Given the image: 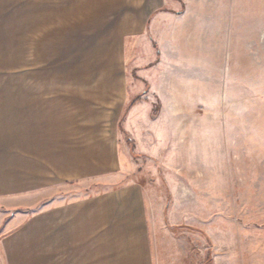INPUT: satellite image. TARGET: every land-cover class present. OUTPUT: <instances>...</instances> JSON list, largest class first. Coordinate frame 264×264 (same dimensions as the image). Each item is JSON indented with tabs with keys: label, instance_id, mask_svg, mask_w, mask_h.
Wrapping results in <instances>:
<instances>
[{
	"label": "rangeland",
	"instance_id": "1",
	"mask_svg": "<svg viewBox=\"0 0 264 264\" xmlns=\"http://www.w3.org/2000/svg\"><path fill=\"white\" fill-rule=\"evenodd\" d=\"M40 2L65 41L35 70L103 73L104 104L73 132L128 154L110 183L62 199L134 180L159 211L155 264H264V0ZM16 117L0 111V140L21 139ZM35 209L0 206V237Z\"/></svg>",
	"mask_w": 264,
	"mask_h": 264
},
{
	"label": "crops",
	"instance_id": "2",
	"mask_svg": "<svg viewBox=\"0 0 264 264\" xmlns=\"http://www.w3.org/2000/svg\"><path fill=\"white\" fill-rule=\"evenodd\" d=\"M40 1L0 0V80H15L14 92L0 94L7 98L0 111H14L23 130L21 139L0 140V206L37 208L7 223L0 264H155L159 211L143 184L62 199L74 191L69 183H110L128 154L119 146L115 159L111 140H78L73 132L78 113L98 112L88 102L104 104L103 73L35 70L54 61L55 43L65 41L55 10Z\"/></svg>",
	"mask_w": 264,
	"mask_h": 264
}]
</instances>
